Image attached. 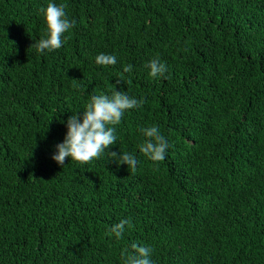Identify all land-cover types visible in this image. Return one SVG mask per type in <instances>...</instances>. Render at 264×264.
<instances>
[{"label":"trees","instance_id":"obj_1","mask_svg":"<svg viewBox=\"0 0 264 264\" xmlns=\"http://www.w3.org/2000/svg\"><path fill=\"white\" fill-rule=\"evenodd\" d=\"M48 2L0 0V264H124L132 244L154 264H264V0H55L74 24L40 54ZM114 87L141 100L117 143L58 165L64 122ZM153 124L161 161L139 151Z\"/></svg>","mask_w":264,"mask_h":264},{"label":"clouds","instance_id":"obj_2","mask_svg":"<svg viewBox=\"0 0 264 264\" xmlns=\"http://www.w3.org/2000/svg\"><path fill=\"white\" fill-rule=\"evenodd\" d=\"M45 29L44 35L36 44V51L40 54L59 49L67 40L64 34L73 27L74 22L68 18L65 5L57 4L55 0H49L46 7L40 9ZM99 65L108 66L117 63V57L113 54L99 53L95 57ZM149 74L152 77L163 75L167 71L165 63L158 58H153L147 63ZM129 65L125 71H131ZM118 81L116 84L118 85ZM141 100L127 92L117 90L114 87L111 95L94 94L84 105L82 111L73 113L64 122L66 133L62 142L55 145L52 159L60 166L65 164V158L75 162L86 163L100 157L111 145L117 143V129L122 117L128 110L135 109ZM140 133L144 137L139 146V151L152 161L165 159L169 142L161 133L158 125L141 127ZM111 158L117 165H126L135 169L138 164L137 157L130 152H110ZM130 222L122 219L111 226L110 233L115 238L122 237L125 226ZM134 250L129 253L123 250L124 264H154L152 260V248L144 245L132 244Z\"/></svg>","mask_w":264,"mask_h":264}]
</instances>
